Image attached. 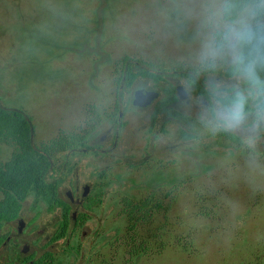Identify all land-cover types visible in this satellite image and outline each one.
Masks as SVG:
<instances>
[{
    "label": "rangeland",
    "instance_id": "374dc122",
    "mask_svg": "<svg viewBox=\"0 0 264 264\" xmlns=\"http://www.w3.org/2000/svg\"><path fill=\"white\" fill-rule=\"evenodd\" d=\"M190 47L173 0H0V105L31 118L37 147L66 134L88 132L94 141L109 117L118 118L124 63L135 73L186 72ZM165 86L138 77L122 92L130 100L137 90ZM195 95L192 107L179 105L183 119L157 117V103L126 114L119 156L140 164L150 154L144 166L111 167L107 182L91 177L96 164L82 165L96 206L75 237L99 229V239L91 250L93 236L78 253H57L53 264H264V137L253 150L212 135L198 120ZM12 152L0 143L1 160ZM150 195L169 209L131 233L123 200ZM24 208L26 217L40 214L38 228H50L43 202L30 196ZM40 238L30 245L38 255ZM141 244L146 252L131 253Z\"/></svg>",
    "mask_w": 264,
    "mask_h": 264
},
{
    "label": "clouds",
    "instance_id": "9594fccd",
    "mask_svg": "<svg viewBox=\"0 0 264 264\" xmlns=\"http://www.w3.org/2000/svg\"><path fill=\"white\" fill-rule=\"evenodd\" d=\"M190 30L186 78L201 125L248 149L264 137V0H173Z\"/></svg>",
    "mask_w": 264,
    "mask_h": 264
},
{
    "label": "flooded vegetation",
    "instance_id": "af4514ba",
    "mask_svg": "<svg viewBox=\"0 0 264 264\" xmlns=\"http://www.w3.org/2000/svg\"><path fill=\"white\" fill-rule=\"evenodd\" d=\"M126 64L127 66L130 65L133 69L129 60ZM150 73L159 77H139L150 79L154 81V84H166L162 92H158V90L156 91L155 89H145L146 91L157 92V100L146 108L136 107L133 104L136 91L134 92L133 97L129 100L123 96V92L120 90L118 93V100L120 103V107L118 108V118L117 120H114L112 116L109 117V122L107 123L103 136L97 140L91 141L89 138L90 134L87 132L84 134V136H86L84 147L72 149L68 152H59L57 155L67 153L64 160H52L49 177L52 182L57 184L58 197L61 202L54 203L53 208H50L45 202H43V205L46 206V210L52 214L51 222L49 221L50 228H38L40 215L38 213L31 212V214L26 217L24 208L25 203L23 204L22 211L16 221L0 224V238L2 240L0 246V260H2L4 264H34L40 259L46 257L49 259L47 262L45 261L46 264H53L57 253L61 254L60 256H63L69 253H78L79 249H84L85 243L90 239L89 236H93L90 250L93 249V246L99 239V229H91L90 231H94V233L87 232L82 235L79 240L75 237V234H77L80 229L82 230V233L86 231L87 226L93 219V210L96 206L93 202H88V200H91L90 196L94 193L93 191L95 187L89 176L79 175L82 165L86 168L85 165L88 164L87 160H90L91 164H96L97 167L93 175L91 174V177L98 178L100 181L105 180L109 182L111 181L109 174L111 167L126 164L131 168H136L138 165L144 166L148 163L150 154L145 156L140 164H132L130 159H123V157L125 158V155H123V157L119 156L118 148L121 135L124 133L125 128L128 125L126 121V114L128 112L132 113L137 110H146L154 105V103H157L154 105V111H157L156 113L154 112V115L156 114L157 117L169 112L173 114V116L170 117V120L178 118L183 119L185 117V115H183L178 109L179 105L183 103L179 100V92L182 89L185 90L178 77L185 79L186 72L180 70L178 72ZM123 85L124 84H122L120 89L129 88L126 85L123 87ZM193 88V95H195L197 92L202 91V83L194 84ZM121 102L125 107L121 106ZM186 102L190 103L189 96ZM127 104L131 111H127L129 110ZM220 135L226 138L225 134ZM187 137H189V135H187ZM240 146L243 147L241 144ZM75 155H81L83 157V163H79L76 160L72 161L71 159L77 158ZM106 161L113 163L103 167L102 165ZM101 184L102 183L99 182V185ZM95 201L96 203L99 202V200ZM22 224L23 230L20 231ZM40 237H43V240L40 244L41 246L39 250L41 255H38L36 254L38 251L35 253V249L32 250L30 245L33 246V244L40 241ZM72 241L77 244L72 245Z\"/></svg>",
    "mask_w": 264,
    "mask_h": 264
},
{
    "label": "trees",
    "instance_id": "16d2710c",
    "mask_svg": "<svg viewBox=\"0 0 264 264\" xmlns=\"http://www.w3.org/2000/svg\"><path fill=\"white\" fill-rule=\"evenodd\" d=\"M139 76L159 77L148 71L135 73L130 65L124 63L118 79L119 90H123L120 89L122 84L131 87ZM33 131L32 120L24 111L8 110L0 105V143L13 149L10 160L0 159V224L16 221L30 196H34L36 204L45 202L50 208H53L54 203H60L57 184L49 177L52 160L59 152L85 145L86 136L66 134L37 147L33 142ZM226 138L239 142L228 135ZM123 201V212L131 233H136L137 228L146 225L156 212L169 209L163 205L162 199H155L153 195L139 200L125 197ZM138 238L131 237V241L134 243ZM1 243L0 238V246ZM140 251L144 253L147 249L141 244L131 253L138 255ZM48 260V257L42 258L34 264H46Z\"/></svg>",
    "mask_w": 264,
    "mask_h": 264
},
{
    "label": "water",
    "instance_id": "95a60500",
    "mask_svg": "<svg viewBox=\"0 0 264 264\" xmlns=\"http://www.w3.org/2000/svg\"><path fill=\"white\" fill-rule=\"evenodd\" d=\"M179 100L181 102H186L188 100V96L186 94L185 90H180L179 92ZM158 99V93L152 92V91H146V90H137L134 95V106L140 107V108H146L150 106L155 100ZM34 135V131L32 132ZM23 230V224L20 227V231Z\"/></svg>",
    "mask_w": 264,
    "mask_h": 264
}]
</instances>
